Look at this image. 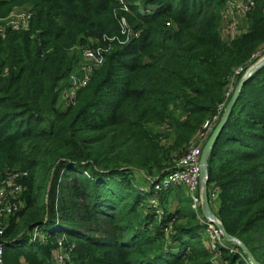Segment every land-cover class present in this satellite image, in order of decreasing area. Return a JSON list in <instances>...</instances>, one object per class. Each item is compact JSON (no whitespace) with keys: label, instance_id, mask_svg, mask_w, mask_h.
<instances>
[{"label":"trees","instance_id":"1","mask_svg":"<svg viewBox=\"0 0 264 264\" xmlns=\"http://www.w3.org/2000/svg\"><path fill=\"white\" fill-rule=\"evenodd\" d=\"M224 3L0 0V16L30 12L24 28L0 34V185L26 171L21 205L0 222L2 264H250L236 242L208 247L182 184L155 190L144 177L176 168L224 102L222 114L235 68L234 87L264 52V0L230 39L220 35ZM87 45L102 61L65 103ZM207 179L225 230L264 264V63L239 89ZM34 225L43 239L29 236ZM59 237L74 244L65 263L51 255Z\"/></svg>","mask_w":264,"mask_h":264},{"label":"built area","instance_id":"2","mask_svg":"<svg viewBox=\"0 0 264 264\" xmlns=\"http://www.w3.org/2000/svg\"><path fill=\"white\" fill-rule=\"evenodd\" d=\"M121 7L127 9L126 0H120ZM254 4V0H225V3L221 12V23H220V32L222 36H227V38H232L238 32L239 24L237 19V14H245ZM264 10V8H263ZM25 14L21 22L13 21L8 24L2 25L0 28V34L3 31L5 26H10L13 28H24L27 23L29 16V10H25ZM122 23H124V17L121 18ZM93 60L94 65L86 68L85 64H82L80 67L82 69V74L77 80H71V83L64 87L61 91V97L65 103L70 102L76 90L80 85L85 84L88 80L90 72L93 67L99 65L102 61L100 56L99 49L93 46H85L82 50L81 60L83 59ZM247 69V68H246ZM245 69V70H246ZM243 69L242 65H239L235 68L234 73L230 75L229 84L224 92L225 97L229 98L233 88H234V79L236 74L240 73ZM245 72V71H244ZM243 72V73H244ZM224 102L218 105L217 111L211 116L207 117L202 123V130L199 131L202 138H207L206 136L211 132L216 121L218 120V115L222 109ZM195 140V139H194ZM206 140V139H205ZM202 148L201 144H195L194 142L190 144L187 151L179 157L176 162V168L165 172L161 176H145L149 180L155 190H160L162 188H167L173 184H182L186 192L191 198V206L197 213L199 220L205 224L203 230V235L207 237L206 243L208 247L213 250H218L220 244H225V238L222 234V231L219 227L216 226L209 218L205 217L201 210L202 205V182L200 177V165H199V156ZM26 174L25 170H11L6 173L2 184L0 185V222L2 216L7 213L13 212L21 205L20 193L23 189V184L20 181V178ZM214 195V193H211ZM151 201L156 203V197L152 196ZM2 231V226H0V232ZM29 236L31 238L43 239L42 229L34 225L29 231ZM73 243L68 246L63 244V238L59 237L57 240V245L52 249L51 255L52 259L58 263H65L71 258V251ZM2 254V243L0 242V264H2L1 259Z\"/></svg>","mask_w":264,"mask_h":264},{"label":"water","instance_id":"3","mask_svg":"<svg viewBox=\"0 0 264 264\" xmlns=\"http://www.w3.org/2000/svg\"><path fill=\"white\" fill-rule=\"evenodd\" d=\"M264 63V53L259 57V59L251 64L245 72L240 76L239 80L236 83V86L229 96L222 114L220 115L218 121L215 123L214 127L212 128L211 132L207 136L206 140L204 141L200 156H199V165H200V177H201V182H202V205H201V210L202 213L204 214L205 217L209 218L212 222L216 224L217 227H219L222 231V234L226 240L236 242L241 249L245 252L247 259L250 264H261L257 259L254 258V256L251 254L250 250L244 245V243L237 238L236 236H233L229 234L224 226L222 225L220 219L217 217V215L214 213L210 202L208 198V188H207V160H208V155L210 153L211 147L222 129V126L224 122L226 121L228 114L231 110V107L236 100V97L238 95L239 89L243 83V81L261 64Z\"/></svg>","mask_w":264,"mask_h":264},{"label":"rangeland","instance_id":"4","mask_svg":"<svg viewBox=\"0 0 264 264\" xmlns=\"http://www.w3.org/2000/svg\"><path fill=\"white\" fill-rule=\"evenodd\" d=\"M128 1H132V0H128ZM126 2H127V0H126ZM118 3H119V5H120V3H121V1L120 0H118ZM122 9H124L123 7H121ZM120 8V9H121ZM25 10H27V5H24V4H21V5H19V6H15L9 13H7L6 15H4V16H0V28H1V26L2 25H5V24H8V23H10V22H13V21H17V22H21L22 21V19H23V16H24V14H25ZM124 10H126V9H124ZM247 15V14H246ZM124 23L126 24V23H128V21H127V17H124ZM129 25V24H128ZM242 29V28H241ZM240 29V30H241ZM224 39H227V38H225V37H223ZM92 42H95V40L94 41H92ZM261 49H263L264 48V44H262L261 45ZM264 53V52H263ZM259 59V58H258ZM257 59V60H258ZM256 60V61H257ZM256 61H254V62H256ZM253 62V63H254ZM253 63H251V64H253ZM80 66L82 65V64H85V66H86V68H88V67H91L92 65H94V63H93V60H91V59H85L84 57H83V59L82 60H80ZM250 64V65H251ZM79 66V68L78 69H76L75 71H73L72 72V74L68 77V79H70V80H77L80 76H81V74H82V69H81V67ZM243 74V73H242ZM238 75V74H237ZM237 75L235 76V79H234V81L236 82V79H237ZM242 76V75H241ZM67 79V80H68ZM239 80V79H238ZM235 86H236V84H235ZM235 88V87H234ZM234 88H233V90H234ZM233 90H232V92H233ZM231 92V93H232ZM218 121V120H217ZM216 121V122H217ZM209 135V134H208ZM207 135V136H208ZM206 136V137H207ZM205 139L206 138H202V136L200 135V133L198 132L197 134H196V136H195V140H194V143L195 144H201L202 143V145H203V143H204V141H205ZM136 180H137V182H139L140 184H147L146 182H144V180H143V177H142V175L139 173V174H137V177H136ZM149 197V196H148ZM151 198L152 197H150V200H151ZM149 199V198H148ZM176 205V204H175ZM174 200H169L166 204H165V206H166V208H173L174 206ZM163 208H161V210H162ZM202 233H203V230H202ZM203 235V234H202ZM203 237V236H202ZM205 241V240H204ZM233 242V241H232Z\"/></svg>","mask_w":264,"mask_h":264},{"label":"crops","instance_id":"5","mask_svg":"<svg viewBox=\"0 0 264 264\" xmlns=\"http://www.w3.org/2000/svg\"><path fill=\"white\" fill-rule=\"evenodd\" d=\"M237 19H238V24H239V29H238L239 31H240L241 28L244 29V28L247 27V25H248L247 15H245V14H237ZM220 35H221V32H220ZM223 37L227 38V36H222V38ZM227 39H230V38H227ZM185 191H186V189H185ZM175 204H176V202L174 201V205ZM202 236H203V240L206 241L207 237H205V235H202Z\"/></svg>","mask_w":264,"mask_h":264}]
</instances>
